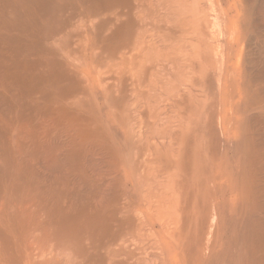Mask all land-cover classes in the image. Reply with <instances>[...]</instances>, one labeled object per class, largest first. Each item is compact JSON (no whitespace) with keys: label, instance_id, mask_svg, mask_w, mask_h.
I'll return each mask as SVG.
<instances>
[{"label":"bare ground","instance_id":"obj_1","mask_svg":"<svg viewBox=\"0 0 264 264\" xmlns=\"http://www.w3.org/2000/svg\"><path fill=\"white\" fill-rule=\"evenodd\" d=\"M0 264H264V0H0Z\"/></svg>","mask_w":264,"mask_h":264}]
</instances>
